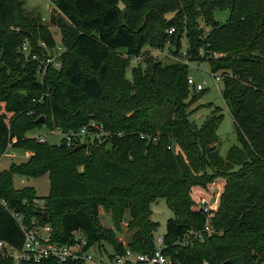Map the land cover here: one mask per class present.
I'll return each mask as SVG.
<instances>
[{"label":"trees","instance_id":"1","mask_svg":"<svg viewBox=\"0 0 264 264\" xmlns=\"http://www.w3.org/2000/svg\"><path fill=\"white\" fill-rule=\"evenodd\" d=\"M54 5L48 25L28 12L24 0H0V156L10 142L33 152L0 170V197L27 223L34 218L50 223L55 240L75 244V232L81 231L87 247L109 243V256L127 248L155 251L158 222L151 218V204L164 197L174 210L163 235L165 253L181 264H264V0H54ZM216 9H229L226 22L213 17ZM172 10L175 16L166 18ZM140 14L153 22L139 26ZM199 16L210 26L206 34ZM51 27L61 29L65 50L59 66L50 63L41 70L33 55L48 57L57 46ZM181 31L190 51L205 44L225 53L208 62L212 72L222 74V96L239 140L226 156L218 149L221 107L200 125L190 119L188 108L205 89L191 93L187 65L153 62L146 71L138 65L132 80L126 78L129 60L141 57L147 44L164 49L176 37L181 45ZM25 40L28 59L19 52ZM164 105L170 106L169 115L156 123L154 112ZM41 116L44 123H36ZM91 120L110 136L87 140L80 149L83 142H41L27 133L36 127L77 130ZM47 173L48 204L41 209L34 204V187H17L15 175ZM218 177L226 183L210 217L212 211L196 204L195 195L206 196L207 185ZM101 205L118 228L129 212L126 243L98 223ZM206 223L213 230L203 241L193 236V242L181 243ZM0 239L16 247L24 241L21 227L1 204ZM10 263L0 254V264ZM24 264L60 263L46 258Z\"/></svg>","mask_w":264,"mask_h":264},{"label":"rangeland","instance_id":"2","mask_svg":"<svg viewBox=\"0 0 264 264\" xmlns=\"http://www.w3.org/2000/svg\"><path fill=\"white\" fill-rule=\"evenodd\" d=\"M25 7L29 13H33V15H41L43 22L48 24L50 23V16L52 14V10L55 7L54 0H24ZM121 7L124 8L125 5L123 2L120 3ZM196 8V7H195ZM177 10L169 11L165 14L166 18L174 17ZM197 11L201 13V8H197ZM230 11L229 9H216L213 12V17L219 22H226L228 20ZM138 19L140 20L138 25L143 26L145 23L150 25L153 21L147 20L146 14L138 15ZM199 19V27L203 30V33L206 34L210 26L205 22L202 16L198 17ZM54 37L57 41V46L54 50L50 51L48 57H39L38 55H33L34 58L38 59V68L45 69V63H51L52 58H55L58 61L59 57L62 55V52L65 50V44L63 42L62 31L58 27H51ZM165 30V29H164ZM186 31H181L178 33L177 37L181 38V45H176V37L175 41L172 38L168 40L171 42H167L164 49L156 47L155 44L149 45L147 44L144 49V54L139 58L130 59L128 62V66L126 69V78L132 80L133 78V70L138 67V65H142L143 69L146 71L150 68V65L153 62H162V63H178L185 64L189 67V74H193L199 81L207 80L205 85V93L198 98L195 102H193L188 110L191 111L190 119L194 122H197L200 125L203 120L210 115L212 109L216 106L221 107L223 113V119L220 122L217 133L220 138V143L218 145L219 152L222 156H226L229 149L233 145H239V140L237 133L234 127L233 117L228 109V106L222 96V74L221 72H217L216 74H220L221 78L216 80L212 70L210 69L209 59L217 60L219 57L225 55V53L218 52L216 50H209L206 48L205 44L199 46L197 50L190 51L188 49V39L186 37ZM204 39V36H203ZM44 46V44H42ZM19 52L22 53L25 59H28L31 56L29 40H25V42L19 47ZM2 52L0 51V66L4 64L2 60ZM129 58V57H128ZM44 71V70H43ZM44 72H41V75ZM219 76V75H218ZM41 77V76H39ZM191 93H193L192 88ZM212 104V106H206ZM210 104V105H211ZM204 105V106H201ZM201 106V107H200ZM170 106L164 105L157 108L154 112V121L156 123H161L170 112ZM55 129H48L46 127L43 128H34L29 130L28 136L31 138H38V135L44 134L47 137V141L49 143H59L61 139V135L55 133L57 131ZM172 148L174 151H179V146L177 143L173 142ZM32 151L21 148V147H13L12 143H8L7 149L0 156L1 157V165L0 170L9 167L10 162L12 160L16 162L26 161L31 155ZM83 169V166L80 167ZM226 180L222 177L216 178L214 181L209 183L206 187V196L200 195L196 196V204H200L206 209L212 211L210 217L214 216L216 211L218 210L220 204V194L224 189V185ZM15 185L17 187L24 186H32L35 189L37 194V198L34 199V204H43V207H47L48 204V193L50 191V178L48 173L42 175L37 178H22L18 175H15ZM37 200L39 202H37ZM152 214L151 218L154 221L158 222V228L155 230V238L159 235H164L167 229V221L169 218L174 216V210L168 205L166 199L164 197L158 198L155 202L151 204ZM130 219L129 212L126 211L125 215L122 217L120 223V228L116 225L115 220L113 219L111 211L107 210L104 206L99 207V214L97 216L98 223L107 229L113 230L118 239L124 241L126 243L131 236V231L128 230V221ZM186 241V240H184ZM113 248L107 242L100 244H95L93 247V251L98 255V258L107 257L109 253H111ZM90 264V263H89Z\"/></svg>","mask_w":264,"mask_h":264},{"label":"built area","instance_id":"3","mask_svg":"<svg viewBox=\"0 0 264 264\" xmlns=\"http://www.w3.org/2000/svg\"><path fill=\"white\" fill-rule=\"evenodd\" d=\"M168 32L173 34L175 28L171 27ZM54 50V49H53ZM49 63H45V67ZM51 64L60 65L59 61L52 58ZM216 80L221 78L220 74L213 73ZM219 75V76H218ZM204 83L207 80L199 81L193 74L188 75V85L195 90L205 89ZM55 133L61 135L67 145L73 146L76 142H86L87 140L102 142L110 136L104 125L96 120H91L77 130L63 131L57 129ZM41 142H46L47 137L44 134L38 135L37 138ZM1 165V157H0ZM37 202H39L37 200ZM0 204L4 206L16 220L24 233V241L21 247H16L4 239H0V254L11 260L10 264H24L26 262H40L46 258L57 259L60 264L67 260L83 259L90 264H181L178 259H174L172 255L165 253L164 237L159 235L156 241V249L154 252H138L130 248L126 249L124 254H116L98 258L99 254L93 251V246L87 247V239L83 232L76 231V243L67 244L61 243L54 239V229L50 223H40L36 218L27 223L24 215L17 209L11 208L9 202L0 197ZM38 207L43 209V204H38ZM210 223H206L201 230H190L184 237L181 243L193 242V240H204V233L212 231ZM186 240V241H184ZM203 264H208L204 262Z\"/></svg>","mask_w":264,"mask_h":264},{"label":"water","instance_id":"4","mask_svg":"<svg viewBox=\"0 0 264 264\" xmlns=\"http://www.w3.org/2000/svg\"><path fill=\"white\" fill-rule=\"evenodd\" d=\"M44 121H45V117H44V116H41V117H39V118L36 120V123H44ZM86 145H87V143H86V142H83V143L79 144V145L76 147V149H80V148H82V147H85ZM46 216H47V212H44V218H46Z\"/></svg>","mask_w":264,"mask_h":264}]
</instances>
